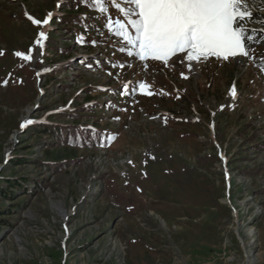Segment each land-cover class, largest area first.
Instances as JSON below:
<instances>
[{"label": "rangeland", "instance_id": "1", "mask_svg": "<svg viewBox=\"0 0 264 264\" xmlns=\"http://www.w3.org/2000/svg\"><path fill=\"white\" fill-rule=\"evenodd\" d=\"M25 12L54 13L31 61L15 53L43 29ZM261 18L249 57L195 76L184 53L127 56L83 0H0V264H264Z\"/></svg>", "mask_w": 264, "mask_h": 264}, {"label": "snow or ice", "instance_id": "2", "mask_svg": "<svg viewBox=\"0 0 264 264\" xmlns=\"http://www.w3.org/2000/svg\"><path fill=\"white\" fill-rule=\"evenodd\" d=\"M105 18V27L109 32L123 42L121 48L129 57L147 61L149 58L162 61L166 65L172 57L184 53L179 57L181 65L189 71L194 70L193 61L209 57L222 58L227 61L230 57H249V46L259 42L256 28L249 29V24L256 19V13H261L259 23L264 25V0L257 4L256 0H83ZM60 4H57V8ZM114 8L120 15L115 19L108 9ZM26 17L43 30L38 32L35 40V49L30 48L29 54L17 51L16 56L23 60L42 57L44 41L47 39V28L54 13H47L46 17L36 19L25 12ZM123 18V19H122ZM258 35L264 37V26ZM84 42L83 36L78 38ZM95 45L97 42H91ZM0 50V55H3ZM91 67V65H89ZM113 67H124L123 64ZM147 68V64H144ZM39 74V73H38ZM184 76V73H181ZM184 78H187L184 76ZM6 85L7 80L3 81ZM141 91H147L151 85L145 82H136ZM125 89L128 84L123 85ZM136 91V88L132 89ZM163 91V90H162ZM230 94L236 97L235 85ZM119 119V117H115ZM35 121L25 117L21 122V129ZM114 137H106L110 142Z\"/></svg>", "mask_w": 264, "mask_h": 264}, {"label": "trees", "instance_id": "3", "mask_svg": "<svg viewBox=\"0 0 264 264\" xmlns=\"http://www.w3.org/2000/svg\"><path fill=\"white\" fill-rule=\"evenodd\" d=\"M36 127H41V128H38L37 130H42L43 132H49L51 134H54L56 135V138L55 139H58L60 141H63L61 140L63 137H65V140L66 138L69 139L71 136H72V140H74L77 135H78V131H76V129H74L73 127H68V126H62V127H57L59 128L58 130L54 127V126H49L48 124H34L32 125L30 128H36ZM83 133V132H82ZM84 134V133H83ZM86 138H90V139H94V140H97V141H100L101 140V137H100V134H84ZM13 187L15 188H19L18 184H16L15 182H12V185H11V190H8L6 191V194H11L9 193V191H14Z\"/></svg>", "mask_w": 264, "mask_h": 264}, {"label": "bare ground", "instance_id": "4", "mask_svg": "<svg viewBox=\"0 0 264 264\" xmlns=\"http://www.w3.org/2000/svg\"><path fill=\"white\" fill-rule=\"evenodd\" d=\"M258 2H260V0L258 1ZM193 63V65H194V72H195V76H197L198 74H199V62L198 61H193L192 62Z\"/></svg>", "mask_w": 264, "mask_h": 264}]
</instances>
